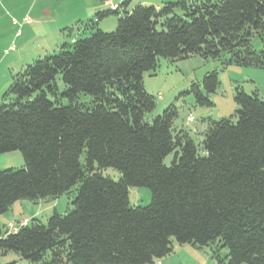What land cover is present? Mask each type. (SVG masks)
Instances as JSON below:
<instances>
[{"label":"trees","instance_id":"obj_1","mask_svg":"<svg viewBox=\"0 0 264 264\" xmlns=\"http://www.w3.org/2000/svg\"><path fill=\"white\" fill-rule=\"evenodd\" d=\"M128 2L92 22L121 9L114 32L97 30L12 76L3 95L10 102L0 105V155L19 151L25 167L0 170V215L16 202L56 200L79 187L66 215L54 212L46 224L34 218L16 233L0 225V257L156 264L177 243L210 247L217 264H264V100L236 90L238 121H212L199 147L173 132L174 106L145 121L156 101L143 80L160 58L228 53L238 66L264 69V49L252 47L254 34L264 37V0H178L127 12ZM58 75L67 106L58 104ZM218 88L212 72L191 92L212 106ZM81 93L93 103H74ZM108 168L118 181L102 174ZM130 188L149 189L150 204L133 206Z\"/></svg>","mask_w":264,"mask_h":264},{"label":"rangeland","instance_id":"obj_2","mask_svg":"<svg viewBox=\"0 0 264 264\" xmlns=\"http://www.w3.org/2000/svg\"><path fill=\"white\" fill-rule=\"evenodd\" d=\"M127 1L129 2L126 9L130 12L137 5L160 7L166 2L178 0H121L120 4ZM105 2L106 0H0V87L5 85L7 76L11 81L12 76L23 71L27 65L42 60L48 55L59 54L64 45H72L78 39L91 37L97 30L105 33L114 32L118 19L124 16L121 9L119 17L109 15L92 26V22L98 18V13L112 9L105 6ZM252 47L256 51L263 50L264 37L254 34ZM212 72L218 74L219 88L216 93L209 96L212 106H200L191 92L192 85L202 84L203 79ZM143 80L145 90L154 96L156 101V108L146 116L145 121L151 123L167 108L174 106L177 117L173 123V132L188 133L199 147L202 146L212 121L217 122L222 119H231L233 123L238 121L237 111L240 107L235 101L236 90L248 95L258 93L260 99L264 100V69L238 66L231 62V55L228 53H222L218 59L194 56L173 62L160 58L157 69L146 72ZM56 84L59 90L58 104L69 105L71 102L61 96L67 89L61 75L57 76ZM9 86L10 84L5 89L7 90ZM5 91L0 94V105L10 102L3 99ZM50 99L55 100L53 97ZM93 101V97L81 93L74 103L91 105ZM174 155V153L170 154L165 159V166L172 165ZM80 160L81 163L85 162L84 155ZM24 167L25 162L21 152L14 151L0 155V170ZM102 174L115 181L121 177L113 168L103 170ZM78 187L56 200L16 202L9 212L0 215L3 231L7 230L10 221L20 226L23 219H28L30 222L36 218L46 224L56 209L61 215L68 214L74 209L73 201L77 196ZM129 193L133 206L146 207L151 202V192L147 188H130ZM174 244L175 248L182 246L180 254L185 252L191 263L199 261L204 264H217L210 247L199 249L190 245ZM224 255L225 253H222V256ZM0 262L30 264L15 252L1 255Z\"/></svg>","mask_w":264,"mask_h":264},{"label":"crops","instance_id":"obj_3","mask_svg":"<svg viewBox=\"0 0 264 264\" xmlns=\"http://www.w3.org/2000/svg\"><path fill=\"white\" fill-rule=\"evenodd\" d=\"M120 3H121V0H119L118 2H115L113 0H106V2L104 3V5L105 6H109L112 9H115L117 6L120 5ZM3 52H4V50H3ZM11 81L8 79V76H7L6 79H5V81H4L5 82V85L0 87V94H2L6 90L5 87L8 84H10ZM54 203H56V202H54ZM55 212H59V211L56 209ZM28 221H29L28 219H23L22 220V223L23 222H28ZM9 224H13V223L10 221L8 223V225ZM181 248H182V246L181 247L176 246L173 254H171L170 256H168L166 258H163L161 260L156 261V264H204V263H199V261L198 262L191 263V261L189 260L188 256L185 254V252H183L182 255L180 254V249ZM179 254L181 255L180 257L178 256ZM181 258H183V260H181Z\"/></svg>","mask_w":264,"mask_h":264},{"label":"built area","instance_id":"obj_4","mask_svg":"<svg viewBox=\"0 0 264 264\" xmlns=\"http://www.w3.org/2000/svg\"><path fill=\"white\" fill-rule=\"evenodd\" d=\"M192 119H193V118L191 117V120H192ZM21 224H22V225H25L26 222H23V223H21ZM22 225H20V226H22ZM20 226H16V225H14V224H9V225H8V228H9V231H10V232H12V233H16V232L19 231Z\"/></svg>","mask_w":264,"mask_h":264}]
</instances>
